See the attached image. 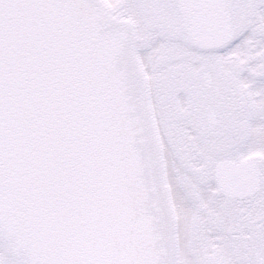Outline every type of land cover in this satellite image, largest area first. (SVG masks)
Segmentation results:
<instances>
[{
	"label": "snow or ice",
	"instance_id": "6c2138e0",
	"mask_svg": "<svg viewBox=\"0 0 264 264\" xmlns=\"http://www.w3.org/2000/svg\"><path fill=\"white\" fill-rule=\"evenodd\" d=\"M0 264H264V0H0Z\"/></svg>",
	"mask_w": 264,
	"mask_h": 264
}]
</instances>
